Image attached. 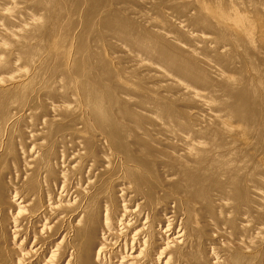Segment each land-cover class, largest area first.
<instances>
[{"label":"bare ground","instance_id":"bare-ground-1","mask_svg":"<svg viewBox=\"0 0 264 264\" xmlns=\"http://www.w3.org/2000/svg\"><path fill=\"white\" fill-rule=\"evenodd\" d=\"M0 264H264V0H0Z\"/></svg>","mask_w":264,"mask_h":264},{"label":"rangeland","instance_id":"rangeland-1","mask_svg":"<svg viewBox=\"0 0 264 264\" xmlns=\"http://www.w3.org/2000/svg\"><path fill=\"white\" fill-rule=\"evenodd\" d=\"M8 195H9V194H8ZM9 196H10V195H9ZM11 196H12V195H11ZM124 219H125V218H124ZM122 222H124V221H122ZM123 224H124V223H123ZM158 235H159V234H158ZM107 252H108V250H107ZM107 252H105V254H106ZM100 258L102 259V258H105V257H104V256H101ZM117 260H118V261H123V260H120V259H117ZM163 260H164V259H163ZM123 262H124V261H123Z\"/></svg>","mask_w":264,"mask_h":264}]
</instances>
